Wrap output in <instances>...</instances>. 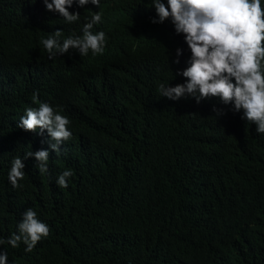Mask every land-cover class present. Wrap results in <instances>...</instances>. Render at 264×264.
<instances>
[{"label": "trees", "instance_id": "16d2710c", "mask_svg": "<svg viewBox=\"0 0 264 264\" xmlns=\"http://www.w3.org/2000/svg\"><path fill=\"white\" fill-rule=\"evenodd\" d=\"M87 7L73 5L81 19L68 24L43 0H0V237L18 234L28 208L50 227L31 253L0 251L9 264H264V135L216 99L158 92L185 82L175 73L190 52L170 23L150 22V0H102L103 55L48 59L41 40L81 35L100 11ZM34 92L68 117L72 138L50 151L49 174L25 160L13 189V158L49 147L47 132L17 127Z\"/></svg>", "mask_w": 264, "mask_h": 264}, {"label": "clouds", "instance_id": "9594fccd", "mask_svg": "<svg viewBox=\"0 0 264 264\" xmlns=\"http://www.w3.org/2000/svg\"><path fill=\"white\" fill-rule=\"evenodd\" d=\"M155 10L153 25L170 23L178 36H183L190 52L187 67L177 71L184 83L170 86L160 83L158 92L169 101L179 102L191 97L197 104L203 101L218 100L225 106H232L235 113H242L241 119L256 126V132L264 135V0H150ZM50 13H57L65 22L72 24L81 19L80 12H70L75 5L80 9L94 6L100 11L92 12L90 19L85 17L81 35H71L61 40L63 33L57 29L42 39L48 59L65 55L76 50L80 56L103 55L107 47L104 31H93L103 21L102 0H43ZM150 9V10H151ZM183 48L175 51L181 63ZM33 104L27 107L19 119L17 127L25 132L43 135L47 132L48 149L25 153L23 159L13 158L8 172V181L13 189H20L26 175L25 160L35 159L41 175L49 174L50 151L60 153L63 143L72 138L69 130L71 121L60 114L52 105L39 100L34 92ZM217 115L221 109L213 108ZM73 171L67 169L57 177V185L69 187ZM18 234L12 233L5 240L0 237V247L4 244L18 248L25 245L24 251L31 253L37 245L50 235V227L38 218L32 208H28L17 225ZM0 264H9L7 251H0Z\"/></svg>", "mask_w": 264, "mask_h": 264}]
</instances>
